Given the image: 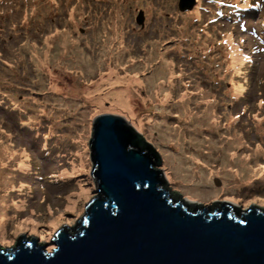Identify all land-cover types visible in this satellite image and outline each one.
<instances>
[{"label": "rangeland", "instance_id": "rangeland-1", "mask_svg": "<svg viewBox=\"0 0 264 264\" xmlns=\"http://www.w3.org/2000/svg\"><path fill=\"white\" fill-rule=\"evenodd\" d=\"M208 1L198 0L191 11L180 12L178 0H0V97L5 94L9 110H16L17 122H24L29 130L26 140L0 113V210H4L0 212V238L12 224H20L42 247L48 225L87 197L77 130L96 111L124 119L160 155L161 166L156 169H161L172 193L264 209V30L257 26L264 21V0ZM250 2L258 3L252 21L240 24L241 20L225 18L237 19V7ZM219 10L225 14L221 16ZM139 11L144 15L143 30L135 23ZM115 12L126 26L111 50L120 53L116 58L120 76L141 83L133 93L137 119L107 100L98 103L102 97L97 95L113 92L105 85L95 88L112 59L103 58L101 68L97 59L94 66L86 61L95 58L91 51L106 39L103 32ZM37 21L41 27L36 32ZM39 30L66 34L75 43L61 46L52 38L43 44ZM95 32L102 33L98 42ZM154 50L156 55L146 62L149 55L143 52ZM252 51L253 60L246 63L244 58ZM45 53L46 63L36 65ZM60 56L63 60L57 61ZM84 65L93 74L78 71ZM134 65L141 71L133 72ZM249 66H256L255 78ZM153 77L167 95L156 102L151 96L143 101L149 95L144 82ZM252 80L260 84L256 87ZM84 86L98 93H73ZM147 105L152 107L145 109ZM164 132L186 141L183 157L198 158V166H193L200 170L194 182L173 176L178 163L172 165L168 156L180 154ZM194 138L196 149L188 143ZM211 142L212 151L205 148ZM241 158L250 162L241 163ZM242 166L249 171L241 169L244 173L239 179L237 171ZM222 170H230L238 180L226 184L227 178L219 173ZM202 172L206 178L201 182Z\"/></svg>", "mask_w": 264, "mask_h": 264}, {"label": "water", "instance_id": "water-1", "mask_svg": "<svg viewBox=\"0 0 264 264\" xmlns=\"http://www.w3.org/2000/svg\"><path fill=\"white\" fill-rule=\"evenodd\" d=\"M194 5L179 0L178 9ZM77 146L87 197L48 225L42 247L12 224L0 249L17 248L0 253V264H264V210L170 192L160 155L121 117L91 112Z\"/></svg>", "mask_w": 264, "mask_h": 264}, {"label": "bare ground", "instance_id": "bare-ground-1", "mask_svg": "<svg viewBox=\"0 0 264 264\" xmlns=\"http://www.w3.org/2000/svg\"><path fill=\"white\" fill-rule=\"evenodd\" d=\"M196 2H198V0H196L195 3ZM204 3L207 4V3H209V1L204 0ZM192 9L193 8L191 7L190 9H188V11H191ZM139 12H141V11H139ZM249 13L250 12H246V11L239 12L238 14L234 15V18L237 17V19H233L232 17H225V18H229L232 20H244V21L250 20V21H252V18L254 16L248 15ZM115 16H116V12H115ZM36 23H37V26H36V32H37V28H40L41 26L38 23V21ZM135 23H136V25H138L143 30L144 18H143L142 24H140V25L137 24L136 19H135ZM125 26H126V24H123V21L120 20V16H116L115 19L112 20L111 25L110 26L108 25L106 27V29L104 30L103 33H105L106 39L102 43L100 41H99L100 43L98 42V40L100 39V35L102 33L100 32L101 34L98 35V32H95L94 35L96 36L95 40L98 42V48H95L94 50L91 51V54L94 55L95 58L91 55L92 57L86 61H87V63L92 64L93 61L95 59H97L98 61L101 62L98 65V68H101L100 66L103 64V58L109 59V60L112 59L111 63L106 64L108 73L100 75V77H99L100 83H99V85H96L95 88H100L102 85H105V86H109L110 91H113V92H110L109 94H106V95H97L98 97H102V98L98 99V103L102 102L103 100H107V101L111 102L115 107H120L123 110H125L129 115H133V116L135 115L136 119H137L138 115L135 113L134 109H132L133 104H134L133 93L136 92L140 88L141 83H139L133 77H129V76H123L122 77V76H120L121 71L119 68L116 67L118 64V61L116 58H118L120 56V53L112 52V50H111V46L116 44L117 38L119 37L121 31L125 28ZM257 26L262 27L264 30V22L263 21H260L259 23H257ZM39 33H40L41 42L43 44H49V42L51 41L52 38H53L54 42L60 41L59 44H61V46H67L68 44L74 45V43H75V42H73V40L68 39V36L66 34H64L62 36L55 35L54 33H56V32L53 30H50L48 34L39 30ZM87 42L89 43V41H87ZM81 52L82 51H78L77 53H81ZM143 54L149 55V57L146 59V62H149L156 55V51L154 50L152 53H147L145 51V52H143ZM186 56L189 57L190 55L186 54ZM60 57L61 58L57 61L63 60V56H60ZM230 57L233 58L232 55H230ZM80 59L82 61H85L83 57H80ZM250 60H253V59H250ZM46 61H47V53H45L44 59L42 58V59H39V61H37L36 65L41 67L42 65H44L46 63ZM98 61H95V63ZM76 63L77 62H75L74 65H76ZM54 65L57 68V69H55V71L58 74L59 72H58V66L56 65V62L54 63ZM92 66H94V64H92ZM135 66L136 65H134L132 68L133 72L138 73L139 71H141L140 66L136 68L138 71L135 70ZM78 71L82 72V74L83 73H85L87 75L93 74V69H90L85 65L79 66ZM168 71H169V69H167V72ZM3 74H5V73L3 72ZM159 77H160V75L158 74V78ZM74 80H76V79H74ZM144 83L147 84V87L149 88V95L147 98H144L143 101L150 99V96L153 98V100L155 102L160 97H166L167 94H165L162 90H160L157 84L155 85L154 77L152 80L147 79ZM95 88H94L93 92H89L88 91L89 88L84 86L83 90H81L80 92L74 91L73 93L77 94L78 96H80L81 94L84 95V93H87V96H90L92 93H98L97 91H95ZM8 102H10V101H8V99H6L5 94L1 93L0 113L4 114L6 117H8L10 122L12 123L11 126H14L16 128V130L19 133H21V135L24 136V138L26 140H28L29 130L23 124L24 123L23 120H22L23 123L17 122L15 115L18 114V112L16 110L10 111L8 106H7ZM150 107H152V105H147L145 107V109L150 108ZM187 116H188V114L186 112V107H184L182 117H183V119H186ZM166 130L170 131L169 129H166ZM164 134H165V138L171 140L170 141L172 143L171 147L173 148L174 151H176V154L177 153L180 154V156H176V155L168 156L172 165L174 162L178 163L177 170L174 171L173 176H175V177L177 176L176 178L182 179L185 182L187 180H190L189 182H194L195 175H197L199 173V170H200L199 167L193 166L194 164H195V166H198L195 163V161L198 158L194 155L190 156V157H183L182 151L184 150V145H185L186 141L182 140L181 136H178L175 134L174 135L168 134L167 132H164ZM196 139L197 138H194V139H190L188 141V143L192 146V148H195L198 145V142ZM213 144L214 143L211 142V144L205 146V148L207 150L212 151L213 150ZM209 154H211V152ZM230 159L236 160L235 157L233 158V155H230ZM241 159H242L241 161H243L241 163H249L250 162V160H246L244 158H241ZM224 165L221 167H225ZM226 166H228V165L226 164ZM241 169H243L245 171H249V168H245L244 166L240 167V171H237L239 179H240V174L244 173V171H241ZM197 171H198V173L196 174ZM205 172L208 173L207 171H205ZM212 172H209V174H212ZM219 173L224 174L225 177L227 178V180H225L226 184H232V182H236L238 180L235 178L236 175H234L230 170H222V172H219ZM231 177H234L232 181H230ZM200 178H201L200 180L202 182L203 178L204 179L206 178V174L204 172H202V175L200 176ZM0 212L2 213V212H4V210H2V211L0 210ZM0 226H1V223H0Z\"/></svg>", "mask_w": 264, "mask_h": 264}, {"label": "trees", "instance_id": "trees-1", "mask_svg": "<svg viewBox=\"0 0 264 264\" xmlns=\"http://www.w3.org/2000/svg\"><path fill=\"white\" fill-rule=\"evenodd\" d=\"M249 6H251V8H248L247 10H245L246 12H250L248 15L250 16H255V14L258 12V10H256L255 8L258 7V3L257 2H250L248 3ZM248 70L251 69V77L255 78V71H256V66H249L246 67ZM252 83L255 84V86L257 87L258 84H260V82H257L256 80H252ZM145 143V142H144ZM146 144V143H145ZM147 145V144H146ZM72 231V230H71ZM73 235V231L71 232Z\"/></svg>", "mask_w": 264, "mask_h": 264}, {"label": "clouds", "instance_id": "clouds-1", "mask_svg": "<svg viewBox=\"0 0 264 264\" xmlns=\"http://www.w3.org/2000/svg\"><path fill=\"white\" fill-rule=\"evenodd\" d=\"M165 183H166L167 185H169V184H168V181H167L166 179H165ZM170 191H171V190H170ZM171 192H172V191H171ZM255 209H256V210H260V211H261V210H264L263 208H255ZM40 247H41V246H40Z\"/></svg>", "mask_w": 264, "mask_h": 264}]
</instances>
